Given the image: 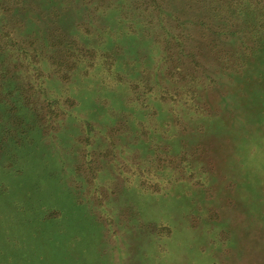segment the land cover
I'll return each instance as SVG.
<instances>
[{
	"label": "rangeland",
	"instance_id": "1",
	"mask_svg": "<svg viewBox=\"0 0 264 264\" xmlns=\"http://www.w3.org/2000/svg\"><path fill=\"white\" fill-rule=\"evenodd\" d=\"M38 2L0 0V264H264V23L230 17L263 0Z\"/></svg>",
	"mask_w": 264,
	"mask_h": 264
},
{
	"label": "trees",
	"instance_id": "2",
	"mask_svg": "<svg viewBox=\"0 0 264 264\" xmlns=\"http://www.w3.org/2000/svg\"><path fill=\"white\" fill-rule=\"evenodd\" d=\"M58 2V4L65 2L61 1V0H55ZM55 1H51V0H39L38 5H39V12L38 13H34L33 15H31L30 17H28L24 22H25V26H34L35 21L38 20V16L41 17L43 23L47 22V18H53V17H58L60 18L58 24H62L63 28L66 31H70L69 28H71V21H69V16L67 17V15H69L71 12H65L62 8L57 7ZM239 14L238 16H236L233 12H230V17H232V19L239 18V21L236 22L233 27V31L232 34L235 35V37H238V32L241 33V36H244L245 33V29L242 28L243 25L247 24L250 20H253L254 23H258L256 20H261L262 23H264V0H263V6L262 7H252L249 8L247 6L241 7L239 9ZM74 11V10H73ZM232 11H234V9H232ZM258 13V14H256ZM249 17V18H248ZM250 19V20H249ZM221 22V21H218ZM222 23V22H221ZM128 50H130L129 47H127ZM244 63V62H243ZM245 65V73L243 72V74L245 75V79L248 81H254L253 83L250 82V90H249V96L246 98L248 100L250 99H254L256 96L258 98H263L264 100V85L262 86H258V90L256 91L255 89H252L251 85L255 84H260V83H264V81H262V77H264L263 71H264V44L261 43L260 46L258 47V50L256 52V54L254 56H252V58H250L248 61H246L244 63ZM240 74V72H239ZM251 76V77H250ZM262 76V77H261ZM261 77V78H260ZM248 103V102H245ZM244 103V104H245ZM249 201L256 203L257 204V200H256V195L249 198ZM256 209L257 211H255L257 213V216L259 219H261V217L259 215H262L263 213L259 212L260 209L257 207L256 205ZM242 214V213H240ZM139 244L143 245L145 244L144 240L141 241ZM258 255V254H257ZM252 256V253H251ZM253 257V256H252ZM255 258L257 261H260V259L262 260V257ZM127 264L128 261H127Z\"/></svg>",
	"mask_w": 264,
	"mask_h": 264
}]
</instances>
